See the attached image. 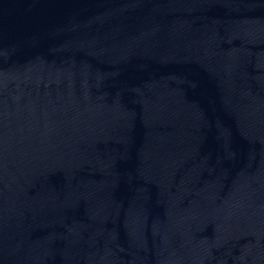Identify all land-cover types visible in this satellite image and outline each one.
Instances as JSON below:
<instances>
[{
  "label": "water",
  "instance_id": "95a60500",
  "mask_svg": "<svg viewBox=\"0 0 264 264\" xmlns=\"http://www.w3.org/2000/svg\"><path fill=\"white\" fill-rule=\"evenodd\" d=\"M0 264H264V0H0Z\"/></svg>",
  "mask_w": 264,
  "mask_h": 264
}]
</instances>
